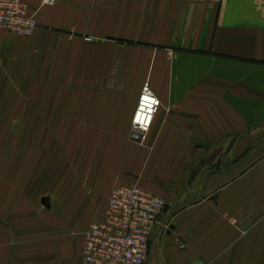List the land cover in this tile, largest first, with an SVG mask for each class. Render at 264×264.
<instances>
[{
  "label": "crops",
  "instance_id": "1",
  "mask_svg": "<svg viewBox=\"0 0 264 264\" xmlns=\"http://www.w3.org/2000/svg\"><path fill=\"white\" fill-rule=\"evenodd\" d=\"M25 1L34 33L0 32V264H82L133 185L167 199L146 264H264V0ZM146 82L161 107L141 144ZM104 181L75 235L62 211Z\"/></svg>",
  "mask_w": 264,
  "mask_h": 264
},
{
  "label": "built area",
  "instance_id": "2",
  "mask_svg": "<svg viewBox=\"0 0 264 264\" xmlns=\"http://www.w3.org/2000/svg\"><path fill=\"white\" fill-rule=\"evenodd\" d=\"M57 1L40 0V5L52 6ZM38 26L25 0H0V32L29 37ZM160 107V100L146 82L132 119L133 140L146 141ZM166 205L165 197L137 185L113 189L103 217L85 232L82 264H146L151 238L162 225ZM2 246L0 239V256Z\"/></svg>",
  "mask_w": 264,
  "mask_h": 264
},
{
  "label": "rangeland",
  "instance_id": "3",
  "mask_svg": "<svg viewBox=\"0 0 264 264\" xmlns=\"http://www.w3.org/2000/svg\"><path fill=\"white\" fill-rule=\"evenodd\" d=\"M25 136L19 135L18 138H24ZM119 177V175H118ZM145 184H150L146 182ZM111 187L109 181L99 182L94 184L93 189L84 196L80 193L78 198L71 201L70 204L62 211L60 222L65 228L74 231L75 235H80L83 229L87 226L88 222L98 216L102 210V206L106 200L107 189ZM57 203V202H56ZM61 204L54 202L56 210L61 212L59 206Z\"/></svg>",
  "mask_w": 264,
  "mask_h": 264
}]
</instances>
